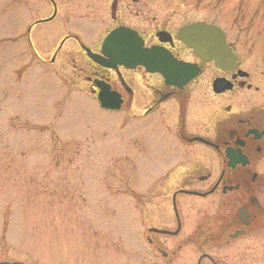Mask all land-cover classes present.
<instances>
[{
  "label": "flooded vegetation",
  "instance_id": "1",
  "mask_svg": "<svg viewBox=\"0 0 264 264\" xmlns=\"http://www.w3.org/2000/svg\"><path fill=\"white\" fill-rule=\"evenodd\" d=\"M48 1L51 21L59 8L63 24L72 14L104 23L101 38L89 48L94 54L102 55V41L110 32L127 28L142 40L143 48L164 49L197 74L179 87L141 65L104 67L86 54L74 35L65 34L56 51L72 41L79 45L74 48L78 57L67 58L60 68H70L74 82L87 85L96 100L102 88L119 96L117 112L128 110L126 116L144 127L143 152L148 144L156 149L165 144L162 175L149 177L154 187L147 184L137 194L141 208L130 210L132 228L121 223V214L110 211V223L97 226L101 231L78 234V240L44 245L0 240V264H264V61L246 63L247 56L231 41V27L209 17L177 27L165 16L168 6L163 2ZM77 5L80 8L73 10ZM36 22L30 24L28 37ZM195 23L208 30L203 32L204 44L217 61L209 54L201 59L179 39L181 30ZM214 36L222 41L212 43ZM193 112L197 119L189 117ZM195 152L205 157L212 153L217 173L195 174L196 168H204L194 159Z\"/></svg>",
  "mask_w": 264,
  "mask_h": 264
},
{
  "label": "rangeland",
  "instance_id": "2",
  "mask_svg": "<svg viewBox=\"0 0 264 264\" xmlns=\"http://www.w3.org/2000/svg\"><path fill=\"white\" fill-rule=\"evenodd\" d=\"M143 1L165 3L163 12L177 27L208 17L231 27V41L247 56L246 63L264 61V0ZM51 11L48 0H0L2 241L78 240V234L101 231L97 226L110 223V211L121 214V223L132 228L130 210L141 208L137 194L144 192L145 185L152 186L149 177L162 175L166 157L162 143L157 149L148 144L142 151L144 127L126 116L128 110H102L87 85L76 84L70 68H60L67 65V58L78 57L74 48L79 45L72 41L56 51L63 36L74 35L81 45L92 48L103 33L101 20H80L72 14L63 24L58 8L53 21L35 26L27 36L30 24L52 16ZM196 114L189 117L197 119ZM168 147L176 155L174 144ZM193 155L205 168H196L195 174L217 173L212 153Z\"/></svg>",
  "mask_w": 264,
  "mask_h": 264
},
{
  "label": "water",
  "instance_id": "3",
  "mask_svg": "<svg viewBox=\"0 0 264 264\" xmlns=\"http://www.w3.org/2000/svg\"><path fill=\"white\" fill-rule=\"evenodd\" d=\"M205 31L208 30L205 29ZM205 31L202 24L189 25L181 30L179 39L189 48L195 50L201 59L209 54L211 59L217 61V58L213 57L214 53L210 50L211 48H207L208 46L204 44L203 32ZM211 33L213 34V29H211ZM218 38L214 36L210 41L213 43ZM221 48L225 51L223 46ZM88 54L95 62L104 67H113L117 64L125 67L144 66L149 72L161 74L166 84L179 87L197 74L196 68H188V64L176 61L164 49L143 48L142 40L135 32L127 28L116 29L104 39L102 44L104 57L92 54L90 51ZM98 99L101 107L105 109L115 110L120 107L119 96L107 88L101 89Z\"/></svg>",
  "mask_w": 264,
  "mask_h": 264
}]
</instances>
